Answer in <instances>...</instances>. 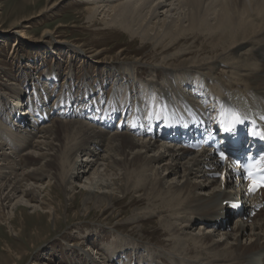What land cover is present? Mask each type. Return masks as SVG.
Masks as SVG:
<instances>
[{
    "label": "bare ground",
    "instance_id": "1",
    "mask_svg": "<svg viewBox=\"0 0 264 264\" xmlns=\"http://www.w3.org/2000/svg\"><path fill=\"white\" fill-rule=\"evenodd\" d=\"M85 4L91 23L100 20L106 28L126 31L150 43L153 50L159 49V60L146 70L157 74L161 69L163 80L149 78L140 85H129L141 92L155 91L153 113H160L157 119H150L155 128L161 127V120L164 124L174 116V109L179 108L176 101H182V111L198 109L203 115L208 111L220 123L232 119L238 111L244 119L258 110L264 113V0H85ZM67 52L72 59L75 51L67 48ZM84 57L89 60L87 54ZM135 61L134 66L139 60ZM139 69L133 74L138 76ZM66 84L71 81L67 79ZM8 86L13 102L10 113L19 117L25 107L24 87L15 83ZM120 86H113V95L125 94ZM209 87L215 95L207 93ZM49 97L47 88L32 91L30 114L32 118L41 115L40 128H35L34 122L27 126L26 118L25 122L19 118L17 122L8 117L9 125L0 118V131L9 136L6 142L0 141V223L13 228L14 216L10 213L16 214L19 206L37 216L51 211V205L40 196L43 190L37 184L41 179H47L48 186L55 184L66 195L73 182L85 175L90 182L83 189L87 195L84 203L100 193L97 202L101 197L111 204L119 193L130 191L147 202L145 210L138 209L132 221L163 214L159 224L172 246L153 254L147 253L151 250L146 246L148 264H264V208L251 223L233 219L235 227L222 232L221 237L211 231L212 227L223 229L220 226L230 215L225 201L237 197L239 191L210 176V167L216 164L209 154L202 152L188 158L187 149L166 144L162 131L157 135L134 128L130 133L111 132L119 100L116 104L113 101V108L102 109L99 117L71 116L76 103L70 101L68 110L58 112L61 119L43 121L55 110L48 106ZM189 116L187 111L185 118ZM133 135L147 138L139 141ZM11 145L24 150L18 154ZM148 152L153 154L146 156ZM158 165L167 175L183 176V182L168 184ZM262 198L264 201V191ZM196 223L208 231L199 228L193 233L191 226ZM245 235L248 241L242 240ZM133 240L115 241L114 249L108 247L101 252L112 258L110 264L115 254L122 264H133L132 256L125 252L137 249L139 245ZM192 252L196 259L202 253L204 260L191 263L192 256L187 254ZM97 254L98 250H93L87 258Z\"/></svg>",
    "mask_w": 264,
    "mask_h": 264
},
{
    "label": "rangeland",
    "instance_id": "2",
    "mask_svg": "<svg viewBox=\"0 0 264 264\" xmlns=\"http://www.w3.org/2000/svg\"><path fill=\"white\" fill-rule=\"evenodd\" d=\"M51 5L54 6L51 11L45 10ZM87 5L85 0H0V118L4 123L9 125L10 120L15 119L14 114L10 113L13 107L12 97L9 96L10 83L24 87L22 102L25 103V110H29L26 104L32 108L30 100L32 91L36 88H47L50 104L55 106L56 98L63 95L67 97L70 92L71 97L64 98L68 104L73 102L70 98L79 102L78 98L88 93L92 101L96 100L100 104L102 99H106L107 102L111 100L109 98L113 95L114 87L120 85L125 91V99H120L125 107L145 106L146 111L151 108L156 99L152 97L155 91L141 92L129 85H140L149 78L163 80L161 69L157 74L146 70L149 64L159 60V49L153 50L150 43L133 38L126 31L114 27L106 28L100 20L91 23L87 20ZM62 41L64 43L60 44ZM77 45L79 49L76 48ZM67 48L75 51L72 59L68 57ZM86 54L89 60L82 58ZM135 60L139 61L134 66ZM137 68L138 76L134 75ZM67 79L71 84H66ZM209 85L211 86L210 83ZM209 89L210 87L208 92L215 94ZM114 102L116 104L115 99ZM38 116L42 118L41 115ZM28 117L31 118L29 115ZM49 117L41 120L50 122L51 116ZM133 137L139 141L147 138L146 135ZM7 138L8 134L0 131V141L6 142ZM11 146L19 151L18 154L24 150L18 145ZM144 154L149 156L153 153ZM91 157H94L93 152ZM159 167L158 165L159 171L167 177L168 184L183 182L184 177L180 174L167 175ZM83 176L85 175L73 182L71 192L66 195L55 184L48 186L45 178L38 182L37 185L43 190L40 196H43L46 204L51 205V211L39 213L37 216L31 214V210L19 206L16 214L10 213L14 216L13 228L10 225L7 228L8 226L0 223V264H110L112 258L101 251L108 247L114 249L115 241L121 242L123 239H134V243L139 245L136 251L129 254L133 261L147 262L150 260L147 253L153 254L157 250L166 252L170 249L172 244L169 236L164 234L162 225L159 224L163 214L146 215L132 221L138 209L145 208L147 202L138 200L139 194L130 191L128 194L119 193L111 204H107L101 197L97 202L100 193H94V200L84 203L87 195L83 189L89 185L90 180ZM33 183L30 181L32 186L35 185ZM229 222L225 231H213L217 232V238L221 237L222 232L232 231L235 222ZM199 228L208 231L204 226L199 227L198 223L191 226V231L194 233ZM247 239L249 240L247 235L242 237L243 241ZM146 246L151 251L145 253ZM95 249L98 254L92 255V259L87 258ZM129 251L131 250L127 249L125 252ZM200 255L196 259L193 252L187 254L192 256L189 260L191 263H195V259L204 260L205 255ZM115 257L116 254L113 264H122V259Z\"/></svg>",
    "mask_w": 264,
    "mask_h": 264
},
{
    "label": "snow or ice",
    "instance_id": "3",
    "mask_svg": "<svg viewBox=\"0 0 264 264\" xmlns=\"http://www.w3.org/2000/svg\"><path fill=\"white\" fill-rule=\"evenodd\" d=\"M236 119L239 120V115L236 116ZM256 135H259L262 139H264V132H258L255 133ZM220 156L222 159L226 158L224 153H220ZM264 186V177H261L259 182L253 181V187L251 190L255 191L256 188Z\"/></svg>",
    "mask_w": 264,
    "mask_h": 264
}]
</instances>
